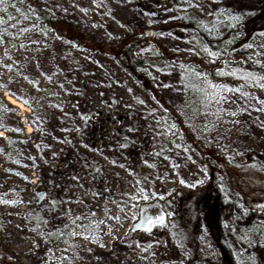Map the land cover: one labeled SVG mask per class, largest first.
I'll return each instance as SVG.
<instances>
[{"label": "rangeland", "instance_id": "1", "mask_svg": "<svg viewBox=\"0 0 264 264\" xmlns=\"http://www.w3.org/2000/svg\"><path fill=\"white\" fill-rule=\"evenodd\" d=\"M36 1L0 4V201H15L0 202V264H186L154 213L169 223L180 194L221 168L197 155L189 132L264 162V81L241 79L264 75V35L224 56L179 18L264 0H39L41 12ZM133 55L142 62L130 70ZM225 172L248 197L264 193L235 166ZM243 242L264 264V241ZM193 249L191 264H219L204 231Z\"/></svg>", "mask_w": 264, "mask_h": 264}, {"label": "trees", "instance_id": "2", "mask_svg": "<svg viewBox=\"0 0 264 264\" xmlns=\"http://www.w3.org/2000/svg\"><path fill=\"white\" fill-rule=\"evenodd\" d=\"M36 5L41 12L39 0ZM240 10V13H228L218 9L213 19L183 12L179 24L191 29L213 51L223 52L224 56H238L243 46L264 33V5ZM233 15L240 19H232ZM238 33L240 36L236 37ZM128 62L133 70L142 61L133 55ZM190 133V142L197 155L201 159H211L221 168L212 172L203 189L180 194L169 223L165 220L163 225L157 223L165 228L176 245L188 252L186 264L194 260L193 248L201 230L213 243L219 264H258L253 255L246 253L242 243L250 236L264 241V193L256 191L249 197L241 193L235 177L228 175L225 168L235 166L245 174L248 183L260 184L264 183V162L255 153L238 155L232 150L222 151L213 142H203ZM159 214L162 213H154V217ZM149 218H153L152 214Z\"/></svg>", "mask_w": 264, "mask_h": 264}, {"label": "snow or ice", "instance_id": "3", "mask_svg": "<svg viewBox=\"0 0 264 264\" xmlns=\"http://www.w3.org/2000/svg\"><path fill=\"white\" fill-rule=\"evenodd\" d=\"M3 3H4V0H0V4H3ZM196 6L199 7V5H196ZM166 10H167V9H166ZM16 11L19 12L20 10H19V9H16ZM9 19H12V18L9 17ZM232 19L239 20L240 17L237 16V15H233V16H232ZM2 23H4V21H3L2 19H0V24H2ZM20 31H21V33H23V32H25V31H27V29H21ZM162 34H163V33H162ZM262 35H264V33H262ZM0 43H4V41H3L2 38H0ZM21 47H23V45H21ZM247 47H251V45H248ZM205 51H207V49H205ZM209 55H214V53H209ZM256 63H259V61H256ZM5 67L11 68L12 65H5ZM241 79H243V80L245 81V83L247 84V83L252 82V81H264V75H261V76L257 77L255 73H253V72H249V71H245V72H244V75L241 77ZM258 86H259L260 88L264 89V83H259ZM0 87H6V86H5V85H0ZM61 87H62V85H61ZM165 87H167V86H165ZM224 91H225V92L233 91V89H229V88H227L226 86H224ZM235 91H241V89H240V88H237V89H235ZM8 94H9L10 96H15V95H16L15 93H12V92H9ZM241 95L244 96V97H247V96L249 95V93L241 91ZM222 98H223V99H226V97H222ZM17 99L22 100L23 103H25V104L28 103V101H27L26 99L22 98V97H17ZM140 102L143 103V101H140ZM257 102L260 103L261 101L257 100ZM0 107H2V105H0ZM240 110H241V111H244V109H240ZM257 111H264V108L257 109ZM231 115L234 116V115H236V113L233 112V113H231ZM237 122H238V121H237ZM29 123L34 124L35 121H29ZM261 126L264 127V124H262ZM15 131L19 132L20 129H19V128H16ZM30 131H31V129H30ZM65 131H66V129H65ZM121 147H126V145H121ZM177 147H179V145H177ZM54 155H55V154H54ZM144 163L147 164L148 161L145 160ZM150 166H151V167H155L154 164H153V165H150ZM121 167H123V165H121ZM25 179H27V178L25 177ZM137 183H139V181H137ZM180 183H181V184H184L185 181H184L183 179H181V180H180ZM200 183H201V181H199V180L196 181V184H200ZM189 186H190V187H195V184H193V185H189ZM139 191H140L141 193H143V189H139ZM41 195H42V194H41ZM126 195H127V194H126ZM135 198H136V197L133 196V199H135ZM144 199L147 200L148 197L145 196ZM0 202L14 203L15 201H0ZM56 203H57L56 201H52V202H51L52 206H55ZM113 203H115V201H113ZM114 218H115L116 220H119V219H120V217H118V216H117V217H114ZM134 218H135V217H134ZM154 219H155L158 223H160L161 225H163V222H164V215H163V214H159V215L155 216ZM152 220H153V218H148L147 223H148V224H151V223H152ZM65 227H66V226H65ZM146 230H149V231H150V229H146ZM57 231H58V230H57ZM52 234H53V233H49L48 235H52ZM82 234H83V233H81V235H82ZM60 235H63V233H60ZM72 235H76V233H72ZM86 238H87V237H86ZM101 247H103V245H101ZM89 251H90V249H89Z\"/></svg>", "mask_w": 264, "mask_h": 264}, {"label": "bare ground", "instance_id": "4", "mask_svg": "<svg viewBox=\"0 0 264 264\" xmlns=\"http://www.w3.org/2000/svg\"><path fill=\"white\" fill-rule=\"evenodd\" d=\"M82 5H84L85 7H82ZM84 10L88 9V6L87 4L85 3H80V4H77L75 6L76 9L78 8H81ZM5 99L10 103L12 104L13 106H16L20 109H25L26 107L24 106V104L22 102H20L19 100H17L16 98H14L13 96H10L8 93L5 94ZM93 108H95V110L99 113H103V117L107 114V113H112L113 112V107L111 106H103V105H100L99 103H95L93 104ZM100 114V113H99ZM111 127V126H110ZM30 129H31V126L30 125H26V132H30ZM0 136H3V132L0 131Z\"/></svg>", "mask_w": 264, "mask_h": 264}]
</instances>
